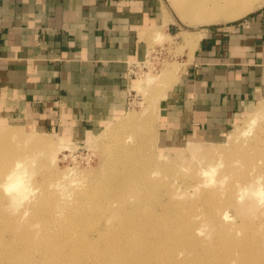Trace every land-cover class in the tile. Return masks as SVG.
<instances>
[{
    "label": "rangeland",
    "instance_id": "rangeland-1",
    "mask_svg": "<svg viewBox=\"0 0 264 264\" xmlns=\"http://www.w3.org/2000/svg\"><path fill=\"white\" fill-rule=\"evenodd\" d=\"M199 1L216 2L161 0L164 22L153 33L148 57L134 68L136 91L119 121L75 139L31 121L0 119V264H45L40 240L74 220L75 213L81 218L78 238L90 240L98 230L106 239L115 237L106 242V252L113 242H121L116 236L125 231V215L141 222L151 217L163 230L173 228L168 231L179 236V244L171 254L160 260L149 255L144 264H205L226 252L219 247L238 246L243 238L253 252H264V98L218 140L189 141L174 149L157 145L159 103L177 80L185 55L191 56L198 31L243 20L264 7V0H253L252 10L231 20L184 21L190 17L188 6ZM18 159L21 181L7 190L4 172ZM151 236L157 240L158 232ZM88 245L80 263L100 264L90 253L93 243ZM14 246L19 253L11 252ZM240 254L233 250L225 255L234 264ZM125 259L117 249L106 255V264H124Z\"/></svg>",
    "mask_w": 264,
    "mask_h": 264
},
{
    "label": "crops",
    "instance_id": "crops-1",
    "mask_svg": "<svg viewBox=\"0 0 264 264\" xmlns=\"http://www.w3.org/2000/svg\"><path fill=\"white\" fill-rule=\"evenodd\" d=\"M164 17L161 0H0V119L75 139L119 121ZM198 33L159 103V148L218 140L264 98V7Z\"/></svg>",
    "mask_w": 264,
    "mask_h": 264
},
{
    "label": "bare ground",
    "instance_id": "bare-ground-1",
    "mask_svg": "<svg viewBox=\"0 0 264 264\" xmlns=\"http://www.w3.org/2000/svg\"><path fill=\"white\" fill-rule=\"evenodd\" d=\"M226 1L224 3L223 1L221 3L220 1L218 2L217 0L216 2L199 1V3L196 4L191 3L188 6L189 10L187 9L190 13V17L189 19H184V21L190 23V20L191 21L196 20L195 22L201 21L202 23H212V22L220 21L222 19L223 21L231 20L239 17L240 15L247 13L248 11L252 10V8L255 6V2L253 0H226ZM187 39L188 38H186V40ZM143 83L144 84L146 83L145 80L143 81ZM262 106L264 107V105ZM127 115L131 116V114H127ZM130 118L128 117L125 120L127 122H130L131 121ZM253 120L255 119L253 118ZM106 126H108V124ZM189 149L192 148L189 147ZM19 165H20L19 159L14 160L11 162L8 169L4 172V177H5L4 179L6 180L5 186L7 190L11 187H16L21 181L20 179L21 176L17 173V168L19 167ZM257 166L256 169L258 168ZM137 173H139L140 176L144 175L143 172L141 173L137 172ZM258 176L259 175H257L256 177ZM79 216L80 214L78 215V213H75L74 220L72 219L71 221H67L66 223H63L61 226H59V229L53 230L50 236L49 234L45 235L44 237H48L47 240H40L42 241V243L40 246H38V250L40 251V255L43 257L45 264H68L70 258L73 259L71 264H73L74 262H75L74 264L80 263L81 261L80 256L81 254H86V249L87 246H89L88 244L90 242L93 243V245L91 246L92 248L90 249V253L91 255H94L99 258L100 264H106V255L115 254L117 249L126 258L124 264H144L143 262L144 259L149 255L151 257L152 256L158 257L157 260H160L161 256L170 255L174 246L179 244L178 243L179 236L178 235H177L178 237L174 235L171 236L169 232V231L173 232V228L163 230L162 228L159 227L160 224L156 223V221H153L151 217L146 222H141L136 220L130 221L128 215H125L124 217L128 218L126 222L123 223V227H122L125 231L121 235L116 236L117 239H121V242L117 246L115 242H113L111 247H109L106 252V242L112 241L115 237L113 236L112 238L106 239V236L103 235L100 232V230H98L96 233L97 235H95L90 240L88 237L87 239L85 238L86 235L82 238L81 237L78 238L76 236L78 231L76 232L75 230L77 229L79 222H81L80 221L81 218ZM152 232H158L157 240H155L151 236ZM89 234H92V232L91 233L89 232ZM104 234H106V231ZM242 241L243 242L238 246H234V244H232V245H226L224 249L219 247V249L226 250V252L219 255L216 253L217 255L216 259L212 261L210 259H206L205 264H232L227 259V256L225 254L233 252V250H237V252L241 253L240 258L238 259L239 261H237L234 264H264V252L255 253L253 252V249H249V247H247V243H248L247 238H243ZM53 242H57L58 245L52 247L51 243ZM46 243L49 244L47 248L45 247ZM98 244H100V247H96ZM22 249L26 250L27 252L29 251L31 254L33 252L32 249H29L26 246L22 247ZM10 250L11 252L14 251L19 253V248H17L16 246L10 248ZM77 254H79L78 257ZM4 258L9 259L6 256H4ZM119 258L120 256L118 257V259ZM87 264H99V263L88 262ZM113 264H118V260ZM156 264H165V263L162 260L161 262H158ZM175 264H181V263L177 262Z\"/></svg>",
    "mask_w": 264,
    "mask_h": 264
},
{
    "label": "built area",
    "instance_id": "built-area-1",
    "mask_svg": "<svg viewBox=\"0 0 264 264\" xmlns=\"http://www.w3.org/2000/svg\"><path fill=\"white\" fill-rule=\"evenodd\" d=\"M139 63H143V62H139ZM139 63H134L133 65H132V68H131V71H132V74H134V68L135 67H137L138 65H139Z\"/></svg>",
    "mask_w": 264,
    "mask_h": 264
}]
</instances>
